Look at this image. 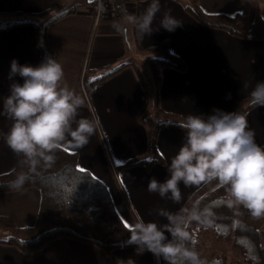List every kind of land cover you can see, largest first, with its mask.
Here are the masks:
<instances>
[{"label": "crops", "instance_id": "obj_1", "mask_svg": "<svg viewBox=\"0 0 264 264\" xmlns=\"http://www.w3.org/2000/svg\"><path fill=\"white\" fill-rule=\"evenodd\" d=\"M198 1L204 13L230 17L242 13L248 3L251 21L258 14L264 19V0ZM92 2L0 0V108L3 97L9 94L11 83L23 82L18 75L9 79L11 61L15 59L21 65L36 66L43 60L36 27L11 25L27 20L46 24L77 9L48 25L47 40L54 58L63 66L66 83L85 101L81 115L88 118L98 116L99 126L85 147L74 149L66 144L61 148L76 153L78 168L83 167L107 187L119 217L128 228L140 219L165 224L167 220L157 215V210L180 212L205 184L190 187L181 184L180 203L161 199L158 194L147 191L150 178L163 182L168 177L166 167L184 142L185 132L171 126L155 129L158 151L164 164L119 168L132 160L154 159L149 153V142L154 132H150L146 122L140 120L148 103L144 83L135 67L139 65L136 60L143 64L146 58L141 49L167 42L171 52L187 64L185 73L167 68L163 70L160 108L166 113L184 117L190 113L207 116L214 109L234 111L239 102L250 98L255 83L264 81V40H243L225 31L204 27L186 12L187 0H161V13L153 24L154 31L140 38L134 26L125 23L126 16L112 14L96 22L89 12ZM53 3H56L54 9ZM143 7L145 5L140 0H133L129 3L128 12L139 13ZM168 10L181 21V26L172 32L159 27L160 16ZM126 64L117 74L95 84L90 97H85L81 85L85 71L96 79L107 69ZM144 68L148 80L144 75L143 78L148 82L149 65L146 63ZM244 84L249 87H243ZM244 114L249 128L255 133L256 143L264 146V106L246 108ZM147 115L155 118L152 112ZM10 126L11 121L0 117L1 133H6ZM19 160L20 157L8 148L1 135L0 175L12 172ZM41 201L42 196L37 189L1 194L0 217L9 218L21 228L32 227L37 221ZM166 235L171 238L170 234ZM5 237V233L0 231V240ZM129 257L136 264H157L150 252L136 255L135 248H130L108 254L96 246L71 239L56 240L31 255L0 243V264H116L117 258L127 260ZM159 264L165 262L161 259Z\"/></svg>", "mask_w": 264, "mask_h": 264}, {"label": "clouds", "instance_id": "obj_2", "mask_svg": "<svg viewBox=\"0 0 264 264\" xmlns=\"http://www.w3.org/2000/svg\"><path fill=\"white\" fill-rule=\"evenodd\" d=\"M140 3L145 7L139 13H129L126 8L124 12L125 23L133 25L142 38L154 31L162 6L161 0ZM180 26L181 21L170 10L160 16L159 27L172 32ZM17 75L23 82L11 83L0 108V117L11 121L8 131L0 135L27 167L8 182L7 187L14 191L22 190L30 179L40 175V168L51 167L62 145L70 144L74 149L88 145L99 126L98 116L81 115L85 101L68 86L63 66L55 58L46 56L36 66L21 65L13 59L9 79ZM249 96L253 106H264V81H257ZM177 125L186 134L184 142L166 167L168 177L163 182L150 178L147 191L180 203L181 184L190 187L215 181L225 189L230 208L243 207L251 217L264 218V146L256 143L246 114L214 109L207 116L190 113ZM157 215L167 223L138 220L128 230L122 247L135 246L136 255L150 252L157 264L161 259L165 264H206L191 246L193 237L188 228L191 221L207 224L210 211L194 207L171 213L158 209ZM116 264L136 261L117 258Z\"/></svg>", "mask_w": 264, "mask_h": 264}, {"label": "trees", "instance_id": "obj_3", "mask_svg": "<svg viewBox=\"0 0 264 264\" xmlns=\"http://www.w3.org/2000/svg\"><path fill=\"white\" fill-rule=\"evenodd\" d=\"M123 1L113 0V14L117 17L125 16ZM127 1L131 3L133 0ZM187 1L186 12L204 27L222 30L243 40H264V19L258 14L251 21L248 3L242 13L230 17L208 15L203 12L198 0ZM52 7L54 9L56 3H53ZM76 10L62 14L46 24L27 20L11 26H35L43 59L46 56L54 58V52L47 40V27ZM92 35L94 36V32ZM89 52L90 49L87 57ZM141 52L146 57L144 62L149 65L150 72V79L146 82L141 70L135 66L148 97L147 107L140 116L141 122L145 123L149 116L147 114L152 112L157 118L158 128L164 126L180 128L177 124L183 122L184 116L164 112L159 106V92L163 81V70L167 68L185 73L186 62L171 52L167 42L150 49H141ZM126 66L127 64L116 69H107L96 79L85 71L81 79L85 97H90L95 84L104 82ZM242 107L249 110L255 106L251 104L249 98L247 101L239 102L234 111H241ZM148 108H150L149 113ZM157 142L158 136L155 132L149 142V153L153 160H132L119 168L124 170L143 164L149 167L154 164H164ZM78 169V155L60 147L56 151V159L52 166L40 168V175L30 179L20 191L9 189L7 184L15 178L16 173L27 171L21 158L12 172L0 175V195L37 189L42 196L39 215L34 226L21 228L9 218L0 217V231L6 236L0 240V243L16 247L25 255L37 253L59 239L90 244L108 254L116 250L135 248V246L122 247V242L127 239L130 228L126 227L119 217L107 187L90 173H81ZM194 207L200 211L207 209L211 213L207 224L191 221L188 228L193 237L191 246L195 247L201 259L205 239L214 242L206 264H264V228L259 224L264 218L251 217L243 207L230 208L226 203L225 189L215 181L206 183L185 208L192 210Z\"/></svg>", "mask_w": 264, "mask_h": 264}, {"label": "built area", "instance_id": "obj_4", "mask_svg": "<svg viewBox=\"0 0 264 264\" xmlns=\"http://www.w3.org/2000/svg\"><path fill=\"white\" fill-rule=\"evenodd\" d=\"M123 9L129 8V2L124 0L122 2ZM89 12L96 22L106 19L113 14V0H93L90 5Z\"/></svg>", "mask_w": 264, "mask_h": 264}, {"label": "rangeland", "instance_id": "obj_5", "mask_svg": "<svg viewBox=\"0 0 264 264\" xmlns=\"http://www.w3.org/2000/svg\"><path fill=\"white\" fill-rule=\"evenodd\" d=\"M63 14H64V13H63ZM111 15H112V14H111ZM54 18H55V16H54ZM145 62H146V61H145ZM145 62H143V64H145ZM135 63H136V64H137V63L139 64V65H137L138 68L143 72V75H144L145 79L148 80V78H147V76H145V72H144L146 66H145V68H144V65H143L142 63H139L137 60L135 61ZM245 110H246V107H242L240 112L242 113V112L245 111ZM146 125H147V127L149 128V131H150V132H154V133H155V129L158 128L157 118H154L152 115H151V116L149 115V116L146 118ZM259 224H260V227H261V228H264V219L260 220ZM213 244H214V242H213L212 240L205 239V245H204L203 253H202V260H204L205 262H207V260H208L209 257H210L211 250H212V245H213Z\"/></svg>", "mask_w": 264, "mask_h": 264}, {"label": "snow or ice", "instance_id": "obj_6", "mask_svg": "<svg viewBox=\"0 0 264 264\" xmlns=\"http://www.w3.org/2000/svg\"><path fill=\"white\" fill-rule=\"evenodd\" d=\"M81 173H87V170L86 169H84L83 167H80L79 169H78ZM126 227H128V225H126Z\"/></svg>", "mask_w": 264, "mask_h": 264}]
</instances>
